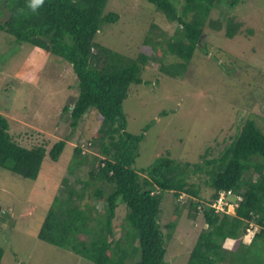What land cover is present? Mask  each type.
I'll list each match as a JSON object with an SVG mask.
<instances>
[{
	"label": "trees",
	"instance_id": "trees-1",
	"mask_svg": "<svg viewBox=\"0 0 264 264\" xmlns=\"http://www.w3.org/2000/svg\"><path fill=\"white\" fill-rule=\"evenodd\" d=\"M147 1L175 28L163 53L157 51L159 42L147 35L142 52L130 58L95 41L104 24L120 19L117 13H104L108 0H43L35 9L31 0H0L3 43L29 44L72 66L78 95L62 111L70 113L72 129L91 109L101 120L92 143L98 155L88 179L77 178L79 189L65 180V198H54L38 239L94 264H168L166 238H171L176 222L165 229L160 212L164 194L171 192L178 200L173 218L181 214L185 197L189 217L195 219L201 212L206 225L186 264H264V132L257 123L247 119L230 143L221 149L209 145L196 163L177 161L166 152L137 172L134 165L149 126L139 135L129 133L124 112L131 85L144 83L141 73L146 63L153 60L160 71L178 78L188 71L199 48L210 54L202 41L207 26L217 32L225 29L226 37L234 38L241 23L230 17L212 19L211 12L221 3L234 8L240 1ZM9 129L0 113V168L23 178L36 180L46 157L58 162L67 146L60 140L49 151L43 146L26 148ZM88 158L82 148L75 149L76 167ZM76 167H70L71 174ZM220 192L229 193L228 203H237L234 214L227 212L228 206L223 212L211 207ZM122 205L125 220L117 236L114 220ZM254 227L259 231L247 243L244 238ZM227 240L234 241L230 249L224 245ZM3 255L0 247V264Z\"/></svg>",
	"mask_w": 264,
	"mask_h": 264
},
{
	"label": "rangeland",
	"instance_id": "rangeland-1",
	"mask_svg": "<svg viewBox=\"0 0 264 264\" xmlns=\"http://www.w3.org/2000/svg\"><path fill=\"white\" fill-rule=\"evenodd\" d=\"M239 1L234 8L221 3L211 12L212 19L230 17L241 23L234 38H227L225 29L217 32L207 26L202 41L209 45L210 54L199 48L186 73L173 78L152 60L141 73L144 83L131 85L124 102L127 131L139 135L149 126L134 165L137 172L166 152L177 161L196 163L209 145L221 149L230 143L247 119L264 132V0ZM104 13H117L120 19L104 24L96 43L130 58L142 52L147 35L153 43L159 42L157 51L163 53L175 28L147 0H108ZM2 35L6 37L0 32V113L7 118L10 133L26 148L43 146L49 151L60 140H66L67 146L58 162L46 157L36 180L0 168V207L10 214L8 219L0 216L1 264H94L39 240L38 232L54 198H65V180L79 189L77 178L88 179L98 155L92 143L101 120L91 109L73 130L70 113H62L78 95L72 66L29 44L7 45ZM77 147L89 157L79 167L73 160ZM72 165L76 169L71 174ZM177 203L171 192L164 194L161 226L176 222L171 238H166L168 264H186L206 227L201 212L195 219L189 217L185 197L181 214L173 218ZM102 206L99 203L97 210ZM125 213L122 205L114 220L117 236L123 232ZM229 213L235 209L230 207ZM258 231L257 227L251 230L244 241H252ZM224 245L230 249L234 241Z\"/></svg>",
	"mask_w": 264,
	"mask_h": 264
},
{
	"label": "built area",
	"instance_id": "built-area-1",
	"mask_svg": "<svg viewBox=\"0 0 264 264\" xmlns=\"http://www.w3.org/2000/svg\"><path fill=\"white\" fill-rule=\"evenodd\" d=\"M227 195H229V193L220 192L219 198L217 199V201L211 205V207L214 208L216 210V212H223L226 210V207L228 206L227 212L229 213L230 207L234 209L237 206V203L236 204L228 203L229 200L227 198ZM201 208L202 207L200 206L199 209H201ZM250 231H249V233H250Z\"/></svg>",
	"mask_w": 264,
	"mask_h": 264
},
{
	"label": "clouds",
	"instance_id": "clouds-1",
	"mask_svg": "<svg viewBox=\"0 0 264 264\" xmlns=\"http://www.w3.org/2000/svg\"><path fill=\"white\" fill-rule=\"evenodd\" d=\"M42 2H43V0H31L30 7H32L33 9H35ZM254 228H256V227H254ZM254 228H252L251 230H254Z\"/></svg>",
	"mask_w": 264,
	"mask_h": 264
},
{
	"label": "water",
	"instance_id": "water-1",
	"mask_svg": "<svg viewBox=\"0 0 264 264\" xmlns=\"http://www.w3.org/2000/svg\"><path fill=\"white\" fill-rule=\"evenodd\" d=\"M0 215H2L3 217H5L7 219L10 218V214L6 211H3L2 207H0Z\"/></svg>",
	"mask_w": 264,
	"mask_h": 264
},
{
	"label": "crops",
	"instance_id": "crops-1",
	"mask_svg": "<svg viewBox=\"0 0 264 264\" xmlns=\"http://www.w3.org/2000/svg\"><path fill=\"white\" fill-rule=\"evenodd\" d=\"M233 241V240H232Z\"/></svg>",
	"mask_w": 264,
	"mask_h": 264
}]
</instances>
